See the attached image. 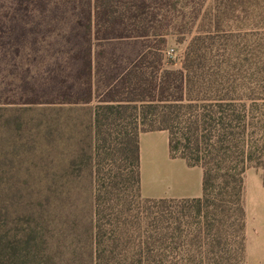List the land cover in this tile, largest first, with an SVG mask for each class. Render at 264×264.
Listing matches in <instances>:
<instances>
[{"label":"trees","instance_id":"16d2710c","mask_svg":"<svg viewBox=\"0 0 264 264\" xmlns=\"http://www.w3.org/2000/svg\"><path fill=\"white\" fill-rule=\"evenodd\" d=\"M188 16L179 66L165 65L156 47L152 78L128 76L123 95L93 107L91 264L244 263L243 173L264 163V0H189ZM92 59L90 46L84 64L67 61L64 77L53 73L37 86L57 88L58 101L87 103ZM159 129L168 133L171 157L201 168L199 196L142 195L139 134ZM32 231L0 239V264H83L58 256Z\"/></svg>","mask_w":264,"mask_h":264},{"label":"rangeland","instance_id":"374dc122","mask_svg":"<svg viewBox=\"0 0 264 264\" xmlns=\"http://www.w3.org/2000/svg\"><path fill=\"white\" fill-rule=\"evenodd\" d=\"M188 15L189 0H0V239L34 229L58 256L91 264L93 107L123 95L128 76L152 78L156 47L165 65L179 66ZM18 28L35 29L10 36ZM90 46L91 101L64 103L57 88L37 86L64 77L67 61L84 64ZM243 187V264H264V163L244 170Z\"/></svg>","mask_w":264,"mask_h":264},{"label":"crops","instance_id":"0c3cea01","mask_svg":"<svg viewBox=\"0 0 264 264\" xmlns=\"http://www.w3.org/2000/svg\"><path fill=\"white\" fill-rule=\"evenodd\" d=\"M141 193L146 197H196L201 193V168L171 157L164 129L139 134Z\"/></svg>","mask_w":264,"mask_h":264}]
</instances>
